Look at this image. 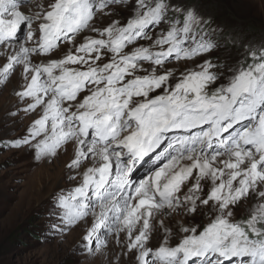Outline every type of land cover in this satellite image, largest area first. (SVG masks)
<instances>
[{"label": "snow or ice", "instance_id": "6c2138e0", "mask_svg": "<svg viewBox=\"0 0 264 264\" xmlns=\"http://www.w3.org/2000/svg\"><path fill=\"white\" fill-rule=\"evenodd\" d=\"M210 24L175 0H0V85L20 71L9 115L30 118L0 147L37 162L71 147L80 177L57 194L55 235L82 227L101 257L114 238L109 264H264V45L214 62ZM181 213L210 222L173 244L164 218Z\"/></svg>", "mask_w": 264, "mask_h": 264}, {"label": "rangeland", "instance_id": "374dc122", "mask_svg": "<svg viewBox=\"0 0 264 264\" xmlns=\"http://www.w3.org/2000/svg\"><path fill=\"white\" fill-rule=\"evenodd\" d=\"M47 4L48 0H35ZM185 8L192 7L198 15L211 20L209 34L219 45L210 56L214 62L232 65L246 54V46L264 45V0H175ZM118 12L120 10H117ZM127 16V12H123ZM117 16L107 17L98 26H104ZM123 22V21H122ZM65 49L60 50V55ZM0 50V65L5 56ZM4 57V58H3ZM204 57H200V60ZM199 60L173 61L168 67L177 75L195 68ZM22 83L17 70L6 85H0V138L15 139L24 134L30 118L9 115L17 109L15 90ZM6 142V141H5ZM72 157V148L55 157L33 159L28 148L4 150L0 147V264H109L114 251V238H109L105 257L88 255L81 251L82 227L55 235L53 225L59 222L62 210L57 205V194L68 192L80 182L67 168ZM82 171V170H81ZM144 174L143 169L137 176ZM251 201H249V204ZM241 204L237 218L246 215ZM211 214L198 213L194 217L173 214L164 218V223L173 233L175 243L183 226L198 225L200 228L210 222ZM105 233L101 232L103 237ZM159 227L150 246L160 240ZM126 264H132L128 259Z\"/></svg>", "mask_w": 264, "mask_h": 264}, {"label": "bare ground", "instance_id": "6f19581e", "mask_svg": "<svg viewBox=\"0 0 264 264\" xmlns=\"http://www.w3.org/2000/svg\"><path fill=\"white\" fill-rule=\"evenodd\" d=\"M4 58V57H3ZM144 171V170H143ZM138 174V173H137Z\"/></svg>", "mask_w": 264, "mask_h": 264}]
</instances>
